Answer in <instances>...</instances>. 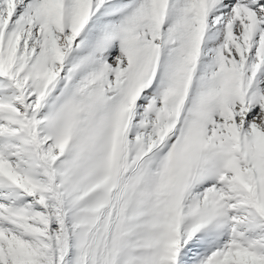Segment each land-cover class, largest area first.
<instances>
[{"label": "snow or ice", "instance_id": "snow-or-ice-1", "mask_svg": "<svg viewBox=\"0 0 264 264\" xmlns=\"http://www.w3.org/2000/svg\"><path fill=\"white\" fill-rule=\"evenodd\" d=\"M0 264H264V0H0Z\"/></svg>", "mask_w": 264, "mask_h": 264}]
</instances>
